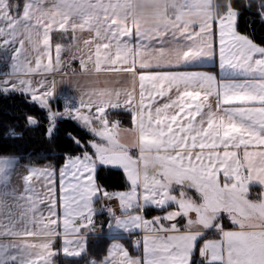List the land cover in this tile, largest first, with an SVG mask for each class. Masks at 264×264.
<instances>
[{"label": "snow or ice", "instance_id": "1", "mask_svg": "<svg viewBox=\"0 0 264 264\" xmlns=\"http://www.w3.org/2000/svg\"><path fill=\"white\" fill-rule=\"evenodd\" d=\"M79 2L0 0V97L19 96L41 109L47 123L29 113L23 119L28 127L43 126L49 142L61 136L66 119L93 136L83 141L65 130L64 139L81 151L63 154L58 169L29 161L19 173L20 160L0 154V264H60L58 256L72 264H264V45L238 31L241 10L251 6L222 0L213 17L151 28L99 8V0L61 11ZM257 14L264 23V0ZM54 30L70 31L73 39L87 30L83 48L76 45L81 68L90 62L88 72L126 78L127 86L105 80L55 110V75L66 74ZM217 56L219 76L196 70ZM121 108L134 124L128 131L142 141L136 157L120 143L119 122L108 119L109 109ZM9 137L23 134L10 131L3 139ZM151 151L161 153L158 162L141 172ZM104 166L121 168L129 190L102 191L96 178ZM253 187L261 189L255 199ZM100 196L117 198L121 209L117 215L102 208L110 217L102 247L94 207ZM170 205L175 210L162 216L143 214ZM225 216L235 230L224 227ZM252 219L262 223L248 224ZM194 224L219 238L204 239ZM133 232L142 233L132 243L135 255L121 243Z\"/></svg>", "mask_w": 264, "mask_h": 264}, {"label": "crops", "instance_id": "2", "mask_svg": "<svg viewBox=\"0 0 264 264\" xmlns=\"http://www.w3.org/2000/svg\"><path fill=\"white\" fill-rule=\"evenodd\" d=\"M91 2L92 0H80L78 4H74L70 8H62L61 11L75 13L77 11H80L82 8H84L86 5L90 4ZM176 2H177V7H175ZM98 7L108 8L118 17H123V18H128V19L135 18L143 26L151 27V28H160L163 26L170 25L176 21H182V22H187L189 24H195L196 22H198L199 20L203 18H206V17L210 18L217 14L216 9H215L214 0H99ZM214 29H215V26H214ZM54 33H58V31L54 30L51 33L53 46L55 45V43H60L57 41L55 42V40H53ZM64 35H65L66 41L61 42V44L64 45V49L67 50L69 53L66 54L65 51L61 52V60H62L61 71L65 73L66 75L62 76L59 72L55 75L56 97L58 98H54L53 101L51 102L53 105V108L56 106L60 109L61 106L64 105L65 98H71L73 102L78 103L79 96L81 95L83 91H86L91 86L104 87L105 80L110 82L108 86H120V87L127 86L126 78H117L114 76H104L103 74L96 76L88 72L86 68L91 67L90 62L87 63L86 68L84 69L81 68V65L79 63L80 53L77 51L76 45L79 44V46L83 48V41L90 38V34L87 32V30H85L84 32L75 33V36L77 37V39H73V33H71L70 31ZM53 55H54V52H53ZM65 55H67V57H64ZM73 56H76L77 59H72ZM85 60H87L86 56H85ZM196 70L209 72V73L219 76L218 56L215 57L212 62L207 63L204 66ZM96 80H99L98 84H94V81ZM119 81H123V82L119 83ZM116 110H124V109L121 108V109H116ZM111 111H115V110H111V109L108 110L109 113ZM108 119L110 122H112L109 115H108ZM119 126H120V129H119L120 143H122L128 148L130 154L133 157L137 156L139 149L142 145V141L138 138V134L136 132L128 131V129L133 128L134 125L132 127H125L119 124ZM146 154L155 156L161 153H159L158 151H151V152H147ZM64 162L65 160L61 164L55 167L58 169L64 164ZM25 165L27 166L28 164L22 163L20 161L19 173H23L24 171L23 167ZM111 167H115V166H111ZM14 184L16 185L17 188L22 189V183L18 177H17V181L16 180L14 181ZM251 190H256L257 193L260 192L259 187H253ZM57 196H59L58 179H57ZM255 198L256 197H254L253 199ZM98 200L99 198L96 200V204L98 203V205L96 206L97 211L101 210V207L103 206L105 202L111 201V200L116 201L120 208L117 198H111V199L105 198L102 203L99 202ZM173 210L174 209H172V207L165 208V209L155 208L154 210H152L150 214H147L145 211L143 212V214L147 218H152L156 216H162L165 214L166 211H173ZM192 218L195 219L194 213L192 214ZM178 220L181 226L184 223H186V221L183 218H178ZM222 223L226 229L235 230V226L231 224L230 220L226 216L223 218ZM247 223L255 225V224H260L262 222L256 219H252V220L247 221ZM193 230L205 231L206 234L208 233L214 234L211 236L205 235L204 239H218L219 238V235L217 232L211 231V230H205L197 224L193 225ZM104 231L106 234L108 233L107 227L105 228ZM119 235H124V234L120 233ZM141 235L142 233L140 232H133L128 239L126 240L122 239L121 243L125 244L128 247L130 253L134 255L138 254L137 251L136 252L133 251L132 243L133 241L140 238ZM200 243L202 244L203 241H200ZM61 257L62 256H58L56 258L60 262V264H61V259H60ZM193 260L194 261L198 260V256H194Z\"/></svg>", "mask_w": 264, "mask_h": 264}, {"label": "trees", "instance_id": "3", "mask_svg": "<svg viewBox=\"0 0 264 264\" xmlns=\"http://www.w3.org/2000/svg\"><path fill=\"white\" fill-rule=\"evenodd\" d=\"M216 13L221 8L222 0H214ZM242 3L250 5L249 8L242 9V14L238 21V30L247 34L257 44L264 45V23H261L260 16L257 14V8L260 0H242ZM55 42H65V35L60 32L53 34ZM18 112L17 116L8 115V112L13 110ZM29 113L35 115L42 120V125L47 123L42 118L44 112L35 104L23 103L19 96L4 99L0 97V154H8L18 157L22 163L29 164L31 161L35 165H52L58 166L65 158L63 154L76 155L81 151L80 148L72 145L63 137L65 130L76 133L83 141L91 140L93 136L88 132L83 131L80 127L71 120H65L61 124V136L55 142H49L44 137V127H28L23 119V115ZM109 117L118 119L119 123L125 127H132L134 124L131 121V116L127 110H115L109 113ZM10 131L22 133L23 138L17 140L3 139ZM55 153L53 155L52 153ZM97 183L101 189L108 192L115 190H123L127 187L126 176L121 168L104 166L97 171ZM261 191V189L259 190ZM154 210V207H149ZM110 219V218H109ZM109 219L105 217L102 211H97L95 220L100 222L106 228ZM207 236L214 235L213 233L206 234ZM107 234L104 238H99L100 246L102 247ZM126 240V239H124ZM134 251V250H133ZM136 252V251H135ZM61 264H72L66 258L61 257Z\"/></svg>", "mask_w": 264, "mask_h": 264}, {"label": "rangeland", "instance_id": "4", "mask_svg": "<svg viewBox=\"0 0 264 264\" xmlns=\"http://www.w3.org/2000/svg\"><path fill=\"white\" fill-rule=\"evenodd\" d=\"M175 7H177V2L175 3ZM63 51H65V53L66 54H68L69 52L67 51V50H63ZM64 57H67V55H65ZM0 70H2V66H0ZM58 106V105H57ZM56 107V106H55ZM54 107V108H55ZM62 107H64V105L63 106H61V108ZM58 108V107H57ZM59 109V108H58ZM60 110V109H59ZM111 121L112 122H115V121H117V122H119L118 121V119H115V118H112L111 119ZM120 124V123H119ZM121 125V124H120ZM161 154H158V155H155V156H151V155H149V154H145V156L142 158V160L140 161V163H139V169H140V171L141 172H143L144 171V168H145V164L147 163V164H149V166H152V165H154V164H156L157 162H158V158H159V156H160ZM151 156V157H150ZM136 157V156H135ZM16 158H18V157H16ZM19 159V158H18ZM26 167V165L23 167V168H25ZM125 173V172H124ZM18 175H19V173H18ZM125 176H126V173H125ZM166 179H170V178H166ZM16 181H17V179H16ZM126 182H127V187L125 188V189H123V190H115V191H110L111 193H116V192H124V191H128L129 190V188H130V182L127 180V177H126ZM102 191L103 190H105V189H101ZM186 191H188V194L190 195V196H192L193 198H196V196L198 197V193H196L194 190H186ZM252 191V193H253V196L251 197L252 199L255 197V193H257V191L256 190H251ZM196 195V196H195ZM104 197L103 196H100L99 197V202H103L104 201ZM112 202H116V201H113V200H111ZM107 202H109V201H107ZM119 202V201H118ZM106 203V202H105ZM104 203V204H105ZM117 203V202H116ZM104 204H103V206H104ZM98 205V203L96 204V201L94 202V207L96 208V206ZM117 205H118V203H117ZM170 207H172V209H174V206H170ZM169 206L167 207V208H170ZM155 208V207H154ZM101 209H102V207H101ZM165 209V208H164ZM170 210V209H169ZM175 210V209H174ZM144 211L147 213V214H150L151 212H152V210L150 209V208H145L144 209ZM104 234H106L105 233V231H104Z\"/></svg>", "mask_w": 264, "mask_h": 264}, {"label": "built area", "instance_id": "5", "mask_svg": "<svg viewBox=\"0 0 264 264\" xmlns=\"http://www.w3.org/2000/svg\"><path fill=\"white\" fill-rule=\"evenodd\" d=\"M54 109H55V110H59L57 107H55ZM62 110H63V107L60 108L59 111H62ZM103 207H107V208H110V209L114 210V211L116 212L117 215H119L120 212H121V209L119 208V206L117 205L116 202H112V201L106 202V203L104 204V206H102V208H103ZM101 211H102V209H101ZM102 213L105 215V217H106L107 219L110 218L106 212H103V211H102ZM96 223H97V231H98V232H102V233H104V230H105L104 225L101 224V223L98 222V221H96ZM101 226H103V227H101Z\"/></svg>", "mask_w": 264, "mask_h": 264}]
</instances>
